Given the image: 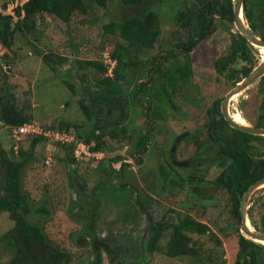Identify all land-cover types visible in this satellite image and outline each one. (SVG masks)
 Returning <instances> with one entry per match:
<instances>
[{
  "label": "rangeland",
  "instance_id": "374dc122",
  "mask_svg": "<svg viewBox=\"0 0 264 264\" xmlns=\"http://www.w3.org/2000/svg\"><path fill=\"white\" fill-rule=\"evenodd\" d=\"M25 1L27 0H0V11L11 13L16 20V8L24 4ZM153 1H159L157 5H154V9L161 16L162 33L154 47L146 52V57L157 54L161 46H163V49H168L174 45V41L177 39V29H179V26H174L176 25V15L181 6L185 4V0ZM5 2H8L6 9L3 8ZM114 9L115 6L112 3L107 8L95 6L89 14L77 15L71 25H65L59 19L46 15L45 19L41 20L42 22L37 23L33 33H27L25 36L18 34L13 49L10 50L0 46V94L4 91L2 88L10 93L14 92L17 106L42 126L58 125L61 121H68L72 124L86 123L87 119L80 108L79 100L85 99L88 103L89 95L84 90H87L88 84L92 87L93 84H99V81L109 75L104 62L105 55L112 54L111 51L116 41L123 42L121 37L113 35L109 36L107 42L103 44L105 40L103 26L111 15L116 17L113 13ZM223 33V31H219L210 35L194 52L195 78L193 76L187 84L190 87L187 89L192 91L191 97L185 102L183 99L175 101L176 106L183 105V110H185L183 112L186 114L185 116L182 115L177 109L174 111L168 110L169 112L166 113L167 119H169V121H166L169 129L168 133H171L172 136L182 131L195 132L197 129L203 128V123L207 119L206 110L208 106L216 97L225 95L232 87L225 79H222V83L217 85L216 75L211 64V59L224 53L229 43L226 35H224L225 33ZM52 51L68 57L63 64L57 66L56 70L52 69L51 65L43 60V53ZM254 53L255 63L258 66L264 59V52H261L260 47L255 46ZM4 55H7L10 64L5 62ZM77 59L99 61L105 66L106 71L102 73L96 68L81 69L78 67ZM84 73L87 79L80 76ZM131 76L132 74H129L128 80L130 81H132ZM143 77L149 79V74L145 72ZM89 78L90 80H88ZM139 79L140 76L135 77L132 82L125 83V81H122L120 83V87L122 86L126 90L128 97L130 91L136 88ZM69 81L75 83L76 92L70 89ZM84 84L86 86H83ZM142 98L144 103H149L145 97ZM261 101L262 94L259 92L258 81H256L238 95H235L231 101L230 110L232 113L235 112L234 118L237 122L252 125L257 121L260 114ZM243 115L246 116V119ZM123 122L125 123L120 125L117 131H121L123 126L127 128V136H130V139H127L128 141L124 144L129 149H133L138 127H142L147 131L145 116L140 115L135 120V124H128L131 122L130 117H125ZM166 136L168 135L157 137V141L159 140V143H162L163 137L166 139ZM5 137L2 134L0 140L4 141L5 147L10 149L12 140ZM122 137L121 135L117 139L122 140ZM31 138H22L19 142L20 146L27 147ZM105 139L108 144L114 142V139L109 136H106ZM49 143L50 141L42 140L38 144L35 152L36 160L24 174V186L34 207L46 205L50 211L48 214L34 211L28 216L30 221L43 223L45 230L53 241L74 252L76 256L74 264H81L79 259L83 256L93 258L91 250L92 236L86 232V228L91 226L93 219V216H91L93 209L91 203L93 201L97 203V207H94L96 220L93 228L99 238L106 236L107 241L111 242L113 234L143 235V230L148 223L146 215L141 214L137 221L127 219L123 223L121 220L125 217L124 214L130 213L131 208H133L128 205L122 207L124 200L130 197L131 191L129 189L120 190L114 184L112 188L104 192L105 196L99 195V189L94 190L100 180L101 175L99 173L101 171L99 172V170L105 165V159L80 161L70 166L66 163V160L68 156L74 154V149L71 151L59 145L52 149L53 153L48 154L47 146ZM257 143L255 142L256 146L260 145L259 148L262 155H264V145ZM182 148L185 147L182 146ZM167 149L165 148V151ZM185 149L190 152L194 151L193 145ZM51 154L53 160L48 163L47 160L51 157ZM128 156L131 155L128 154ZM146 157L148 159V154ZM130 158L128 157V159ZM147 159L140 168L136 166L139 174H145L144 171L147 172ZM73 167L77 170V179L81 182L76 178H71L70 169ZM217 168L212 167L208 171V180H212L217 175L219 172V168ZM128 181L140 187L139 194L142 202L147 204L148 214H151L152 221L166 219L178 221L185 212H190L200 221L207 223L211 227V231L215 233V235H212L209 231L202 237L209 242L207 245L213 246L215 237L218 235L224 248L223 256L226 259V264H235L239 251V236L234 230L236 222L227 207L228 197L225 191L218 192L215 195V198L218 199L214 203L217 205L212 204V202H199L192 206V202L186 200L188 195H185L183 190L179 191L178 188H174L173 191L168 193L162 191L160 192L162 195L158 196V199H154L150 198L146 190L139 185L140 182L136 177L129 174ZM82 190L83 199L81 200L79 195ZM93 191L96 192V198L100 197V201L91 196ZM219 201L222 202L219 203ZM263 209L264 186L257 188L249 200L248 216L252 226H254L252 219L257 222L260 221ZM14 224L15 222L9 211H0V235L11 230ZM168 237L169 235L166 234L161 239V246L166 245ZM194 237L198 238L197 235H194ZM102 258L103 264H110L105 250H103ZM8 259L9 257L2 256L0 264ZM191 263L190 258L170 257L161 249L149 254L147 258V264Z\"/></svg>",
  "mask_w": 264,
  "mask_h": 264
},
{
  "label": "trees",
  "instance_id": "16d2710c",
  "mask_svg": "<svg viewBox=\"0 0 264 264\" xmlns=\"http://www.w3.org/2000/svg\"><path fill=\"white\" fill-rule=\"evenodd\" d=\"M234 1L185 0L184 6H181L177 12L175 23L176 25H203L199 28L200 31L195 32V35H200L203 38L206 33H202V31L204 32L207 29L206 25H209L208 14L217 12L223 15H233ZM111 3L115 6L113 13L116 17L111 15L103 26L105 37L103 44L107 42L109 36L113 35L121 37L123 42L116 41L111 51L112 54H110L111 58L117 61L113 76H105V79L99 81V84L109 96L111 93L117 94L120 90V83L126 80L127 75L131 74L130 71L133 67L135 69L142 67L143 69V67H147V64L155 65V60L146 58L145 54L154 47L162 33L161 16L154 9V5H157L159 1L27 0L16 8V20L11 13L0 11V46L13 49L18 34L25 36L27 33H33L37 23L44 20L46 15L59 19L65 25H71L77 15H87L94 10L95 6L107 8ZM7 5L8 2H5L3 8L6 9ZM243 9L245 20L251 30L264 39V0H244ZM243 39L245 38L243 37ZM237 48H235V52ZM67 58L55 51L43 53L44 62L51 65L54 70ZM3 59L7 64H10L7 55H4ZM77 60L78 67L81 69L96 68L102 73L106 71L105 66L99 61ZM5 76L7 75L5 74ZM68 85L72 91L76 92L75 83L70 82ZM260 85L263 98L256 126L264 128V76L261 77ZM2 89L4 91L0 94V134L1 136L4 134L12 142L8 149L5 147L4 141L0 140V211H9L15 222L11 230L0 235V258L2 256L9 257L2 264H74L76 260L74 252L53 241L43 223L32 222L28 218L34 211L46 214L50 211L46 205L34 207L24 186V174L36 160L37 146L42 140L47 139L44 136H29L32 138L27 147L20 146L19 142L27 136L17 140L13 136V128L33 119L17 106L14 92L10 93L5 88ZM159 92L163 95L162 90ZM93 95L97 100H89L88 103L85 99L79 100L80 108L87 120L104 113L107 107L106 103L112 101L111 98L106 99L103 92L95 91ZM153 98L157 99V97ZM153 98L148 99L150 109L153 106ZM162 99V97H158L160 102ZM216 111V113H220L218 109ZM155 117L160 119V114H156ZM222 119L221 122L214 119L210 123L208 133L213 137V140H209L208 143L204 142L203 145V147L211 146L212 154L196 162L199 166L203 163L206 164V161H216L224 167L222 172L214 180H208L205 175L199 176L191 173L186 175L187 179L185 180H179L180 178L177 176L174 181L187 186V201L192 202V206L199 202H214L217 191L227 190L234 205L233 214L235 216L233 217L236 222L234 230L239 236V251L235 264H264V244L248 238L241 232L240 213V203L246 190L250 185L264 178V157L254 155L258 152L252 144L254 140L264 141V136L232 128L224 118ZM84 126V123L72 124L68 121H61L58 125L48 127L62 132L74 130L77 138L87 143L95 140L96 145L92 146L93 151H100L107 145L105 136L109 135L110 138L116 139L122 133H126L125 129L122 132L117 131V124L112 130L103 128L104 130H101L100 133L97 132V127L87 130ZM148 140L149 134L146 133L140 137L137 145L146 148ZM62 147L71 151L74 149L70 145ZM91 160H96V158ZM66 163L73 166L78 162L73 154L68 156ZM102 169L105 168L102 167ZM70 171L71 178L77 179V170L73 167ZM77 180L81 182L79 179ZM79 197L82 200L83 192H80ZM252 220L256 228L264 231V209L259 222ZM154 230L146 247L150 253L161 249L170 257L190 258L191 264H226V259L223 256L224 248L219 236L216 235L213 246L207 245L209 242L202 237L209 231L212 235L215 233L211 231V227L207 223L200 221L190 212H185L178 221L158 222L154 226ZM86 232L92 236L93 258L80 257L81 264H103V250L108 253L110 264H144L143 261H129L124 253L126 251L124 245L121 246V251H114L109 240L102 244L104 239L97 236L94 228L87 227ZM166 234L169 235L167 243L165 246H161V239ZM194 235H197L198 238H195Z\"/></svg>",
  "mask_w": 264,
  "mask_h": 264
},
{
  "label": "flooded vegetation",
  "instance_id": "af4514ba",
  "mask_svg": "<svg viewBox=\"0 0 264 264\" xmlns=\"http://www.w3.org/2000/svg\"><path fill=\"white\" fill-rule=\"evenodd\" d=\"M208 15L209 25H206L207 29L204 32L202 31V33H206L203 38L200 35H195V32L198 30L200 31L199 28L203 25H174L179 26V29H177V39L174 41V45L168 49H163V46H161V49L157 54L146 57L154 59L155 65L150 64V66H148L149 64H147V66L149 67L148 69L146 67H143V69L142 67L141 69H135L134 67L132 68V70L130 71L132 74V81L135 77L138 76H140V79L137 81L136 86L134 85L136 88L130 91L131 97L127 96L128 93L122 88V86L120 87V90L117 94L111 93L110 96L106 92V90L100 87V84L98 83H96L97 85L92 83V87L90 86V84H88L86 88L87 90H84L85 93H88L90 101L97 100L93 95V92L95 91L103 92L106 99H112V101L106 103L107 107L104 113H102L101 115H95L92 119H89L86 123H84V127L87 130L91 129L92 127H97L96 129L98 133H100L101 130H104L105 128H108V130H112V128H114V125L116 124L118 127L124 124L125 122L123 121L125 120V117H130L131 122L128 124H135V120H137L140 115L145 116L146 119L145 125L147 127V131L142 127H138V132L134 140L135 142L133 144V149H129V147L124 144L126 141H128L127 139H130V136H127L128 130L125 126H123L121 127V131H119L122 132L123 129H125L126 131V133H122V140H118L116 138L114 139V142H111L109 144L107 143L106 146L100 149L103 154L96 158V160L105 159V165H103L105 169H102V167L100 168V180L94 189L95 191L96 189H99V195L105 196L104 192L112 188V185L114 184L117 185L120 190L129 189L131 191L129 199L124 200L122 207L128 205L133 208H131L132 211H130V213L127 212L128 214H124L125 217L121 219L123 223L127 219H135L137 221L141 214L147 216L148 223L143 230L142 236L140 234L138 236H134L129 233H124L118 235L113 234V237H111V239H113V241L110 242V244L112 245V249L114 251H121V246H126V251L124 253L126 254L127 259L131 262L143 261L144 264H147V258L151 253L147 251L146 247L148 245L149 238L151 237L152 232L155 231L154 226L157 225L158 222H171V220L166 219L152 221L151 214H148L147 204L142 202L141 196L139 194L140 187L138 185L136 186L133 183H129L128 175L130 174L131 176L136 177V179H138L140 182L139 185L142 186L144 190H146V193L150 196V198L154 199H158V196L162 195V193L160 192L163 191L168 193L169 191H173L174 188H178L179 191L183 190L185 192V195H187V186L174 181L176 180L177 176L180 178L179 180H185L187 179V174L193 173L199 176L205 175V178H207L208 171L212 167H218L219 172L212 180L216 179V177L224 169V167L220 166L218 162L206 161V164L203 163L199 166L196 164L198 160L206 158L210 154H212V149H210L211 146L208 145L207 147H203L204 142L208 143L209 140H213V137L208 133L209 125L211 122H213L214 119L215 121L221 122L223 121L222 118H224L232 128H235L229 123L224 115L223 102L225 101L227 95L238 84L242 83V81L257 66V64L255 63L256 57H254L255 46L247 40V38L241 32L239 26L236 25L235 11L233 15H223L217 12ZM247 26L250 28L249 24ZM181 31L183 33H180ZM219 31H223L225 33L223 34L226 35L229 43L225 48L224 53L216 56L214 59H211V64L216 75L217 85H220L222 83V79H225V81H228L232 85V87L230 91L225 95L216 97L211 102L210 106H208L206 110L207 119L203 123V128L197 129L195 132L182 131L176 135L173 134L172 136L171 133H168L169 129L166 125V121H169V119H167L166 113L177 109L179 110V113L185 116L186 113H184L185 110H183V105H181L180 107L176 106L175 101H180L181 99H183L185 102L187 99L189 100V97H191L192 91L188 90L190 87L187 86V84L193 78V76L195 78V70L193 67L194 52L199 48L200 44L205 41L207 37L212 34H216ZM243 37L245 39H243ZM235 48H237L236 52L234 51ZM151 69H153V72H151ZM143 72L149 74V79L143 77ZM80 76L83 79H87L85 73L80 74ZM128 78L129 76L127 75L126 80H124L125 83L128 81L132 82L128 80ZM88 80H90V78ZM157 80L158 82H156ZM260 80L261 78L257 80L259 92H261L263 96ZM83 86L86 85L84 84ZM159 90H162L163 95L159 92ZM160 96L163 98L161 102L160 100H158V97L161 98ZM142 97H145V99L147 100L153 97H157V99H152L153 106L150 109L149 104L144 103V99ZM234 97L235 95L231 96L228 100V110L233 115V117L235 112H231L230 104ZM155 105H157L158 107H156ZM217 109L220 113H216ZM158 113L160 114V119H157L155 117V115ZM243 117H245L246 119L245 115H243ZM259 117L260 114L257 120H259ZM256 122L252 125L256 126ZM146 133L149 134V140L146 143V148L138 146L137 143L139 144L140 137H142V135H145ZM165 134L168 135L166 136L167 138L165 139V137H163L164 139L162 140V143H159V140L157 141V137L163 136ZM93 142L96 145V141L93 140ZM255 142H258L257 144L261 143L264 145V141L254 140L252 142V144L255 146V150L258 152V154L254 155L256 157H264L259 148L260 145L256 146ZM190 145H193L194 151H186L185 148L189 147ZM182 146H184L185 148H182ZM165 148L168 149L165 151ZM188 153L189 155H187ZM128 154H130L131 156H128ZM147 154L148 159L146 157ZM128 157L131 158L128 159ZM146 159L148 160L147 172L144 171L145 174H139L136 166L137 168H140L141 165L146 162ZM76 160L79 163L80 161H87L91 159L78 160L76 158ZM117 163L120 164L118 165ZM133 165L134 167H132ZM95 191L92 192L91 196L94 199L100 201V197L96 198ZM222 191L226 192V195L228 197L227 207L229 208L232 216H235V214H233L234 205L232 200L230 199V193L225 189H221L220 191H217L215 195H217L218 192ZM217 199L218 198H215V200ZM242 201L240 203L241 220ZM214 202L212 201V204L217 205ZM220 202L222 201H219V203ZM91 204H93L91 214V216H93V219L91 221L90 227L93 228L96 220V211L94 207H97V203L93 201ZM102 238L104 239V242H102V244H105V241H107V237L103 236ZM107 256L109 259L108 253Z\"/></svg>",
  "mask_w": 264,
  "mask_h": 264
},
{
  "label": "water",
  "instance_id": "95a60500",
  "mask_svg": "<svg viewBox=\"0 0 264 264\" xmlns=\"http://www.w3.org/2000/svg\"><path fill=\"white\" fill-rule=\"evenodd\" d=\"M244 0H235L234 1V11H235V22L236 25L239 26L241 32L247 38L248 41L251 42L256 47H264V39L254 33L247 25L244 16ZM264 76V59L259 63V65L254 68V70L242 81V83L238 84L226 97L225 101L223 102V112L226 119L229 123L244 132L253 134V135H262L264 136V128L257 127L250 124H242L238 123L232 116V114L228 110V100L231 96L239 94L242 92L246 87L250 84L254 83L258 79ZM264 186V178L258 180L254 184H252L248 190L245 192L242 205H241V212H242V224H241V232L244 233L248 238L253 239L255 241L259 240L258 242L264 243V231L261 229L256 228L255 226H250L249 223V216H248V204L253 192L259 188Z\"/></svg>",
  "mask_w": 264,
  "mask_h": 264
},
{
  "label": "built area",
  "instance_id": "2783aa9c",
  "mask_svg": "<svg viewBox=\"0 0 264 264\" xmlns=\"http://www.w3.org/2000/svg\"><path fill=\"white\" fill-rule=\"evenodd\" d=\"M107 57V59H106ZM105 66L107 68L108 74L113 75V70L117 65V61L111 58V55L108 53L105 55ZM10 131V129L8 128ZM13 136L20 140L24 136H44L47 141H50L53 145L61 146H72L74 148V156L78 160L98 158L103 153L101 151H93L92 146L95 143L92 141L90 143L81 141L77 138L75 131L62 132L57 129H53L48 126H42L40 123L35 120L25 122L19 126L13 128ZM53 160L52 157H49L47 162L50 163Z\"/></svg>",
  "mask_w": 264,
  "mask_h": 264
},
{
  "label": "crops",
  "instance_id": "0c3cea01",
  "mask_svg": "<svg viewBox=\"0 0 264 264\" xmlns=\"http://www.w3.org/2000/svg\"><path fill=\"white\" fill-rule=\"evenodd\" d=\"M55 146L57 147V145H53L52 143H49V144H48V146H47V147H48V150H49V151H48V154H49V153H53L52 149H55ZM54 151H55V150H54ZM50 156L52 157V154H51Z\"/></svg>",
  "mask_w": 264,
  "mask_h": 264
},
{
  "label": "bare ground",
  "instance_id": "6f19581e",
  "mask_svg": "<svg viewBox=\"0 0 264 264\" xmlns=\"http://www.w3.org/2000/svg\"><path fill=\"white\" fill-rule=\"evenodd\" d=\"M260 50H261V52H264V47H260ZM238 95V94H237ZM233 116V115H232ZM234 118V117H233ZM235 119V118H234ZM239 123V122H238ZM242 124H244V123H242ZM247 124V123H246ZM250 223V222H249ZM250 226H251V223H250ZM252 227V226H251ZM257 241H259V240H257ZM262 242H264V241H262Z\"/></svg>",
  "mask_w": 264,
  "mask_h": 264
},
{
  "label": "clouds",
  "instance_id": "9594fccd",
  "mask_svg": "<svg viewBox=\"0 0 264 264\" xmlns=\"http://www.w3.org/2000/svg\"><path fill=\"white\" fill-rule=\"evenodd\" d=\"M109 76H113V75H109ZM258 242V241H257ZM264 244V243H263Z\"/></svg>",
  "mask_w": 264,
  "mask_h": 264
}]
</instances>
